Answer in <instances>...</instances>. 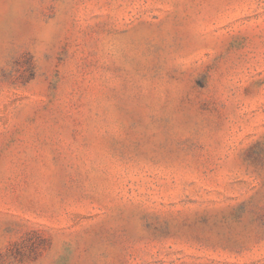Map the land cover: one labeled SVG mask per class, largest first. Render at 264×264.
Masks as SVG:
<instances>
[{
	"label": "rangeland",
	"instance_id": "1",
	"mask_svg": "<svg viewBox=\"0 0 264 264\" xmlns=\"http://www.w3.org/2000/svg\"><path fill=\"white\" fill-rule=\"evenodd\" d=\"M0 264H264V0H0Z\"/></svg>",
	"mask_w": 264,
	"mask_h": 264
}]
</instances>
